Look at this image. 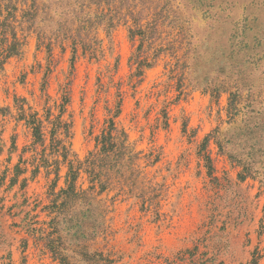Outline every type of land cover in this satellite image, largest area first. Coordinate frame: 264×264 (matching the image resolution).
Returning a JSON list of instances; mask_svg holds the SVG:
<instances>
[{
	"label": "rangeland",
	"instance_id": "rangeland-1",
	"mask_svg": "<svg viewBox=\"0 0 264 264\" xmlns=\"http://www.w3.org/2000/svg\"><path fill=\"white\" fill-rule=\"evenodd\" d=\"M69 2L52 0L53 12ZM12 3L23 45L0 63V264H62L46 241L54 230L51 192L66 187L69 166L61 163L56 185L54 165L33 171L44 153L57 156V128L69 158L82 163L78 185L90 187L86 160L112 117L133 157L97 194L103 215L95 220L103 227L96 237L74 246L73 223L62 222L72 262L264 264V0H148L137 10L145 9L144 28L160 17L153 45L147 40L140 49L129 14L111 29L100 24L91 33L100 40L97 55L79 45L75 61L73 41H56V22L47 25L41 12L31 26L24 9L32 0ZM8 5L3 0L0 24ZM2 37L0 30V51ZM235 55L256 102L248 113L245 88L241 112L230 120L223 89ZM31 113L44 122L45 144L34 143L23 117Z\"/></svg>",
	"mask_w": 264,
	"mask_h": 264
},
{
	"label": "trees",
	"instance_id": "trees-1",
	"mask_svg": "<svg viewBox=\"0 0 264 264\" xmlns=\"http://www.w3.org/2000/svg\"><path fill=\"white\" fill-rule=\"evenodd\" d=\"M148 0H70L68 3V8L64 9L63 5L59 6V12H53L52 0L46 5L45 3L41 4L40 0H32L29 8L24 9V13L27 17V22H30L33 25H36L38 22V17L41 12H43L44 17L42 20L47 21L49 25L54 22L57 23L56 30V41L59 40L62 35L63 39H71L73 41V51H74V60L77 58L78 46L83 45L85 52L90 51L93 55H97L96 44L100 42L96 35H91L95 32L94 30L100 24L108 22V29L116 26L122 19H126L130 14L133 19H135V26L131 30L132 37L141 35L142 44L140 49L143 48L145 41L149 40L150 44H154L155 37L159 33V28L162 25L160 17H154L153 22L149 23L146 28H144L141 18L144 8L137 10V7L140 3L145 5ZM153 1V0H151ZM13 0H9L8 11L11 15L4 17V20L0 24V30L2 33V50L0 51V63L5 62L9 57L13 55H18L21 53V47L23 43L17 37L15 31V16L14 11L18 10V7L12 3ZM27 3V2H25ZM118 3H120L121 8L118 9ZM97 5L98 9L96 13H91L87 8ZM115 6V8H113ZM127 6L129 13H124L123 9ZM3 0H0V14L2 13ZM108 7V8H106ZM124 7V8H123ZM62 8V9H61ZM115 13V14H113ZM123 13V14H122ZM16 15V14H15ZM14 17V19H12ZM40 37L43 32V28L40 27ZM13 32V40L9 39V33ZM247 38V36H245ZM47 47L51 52L53 50L52 43H48ZM142 53V52H141ZM141 55V54H140ZM236 60L234 61L235 66H233L231 75H227L226 82L230 83V86L224 87L223 91H228L230 93L229 97V106L228 111L230 114V120H234L237 115L240 114L241 108L239 104L244 101L243 93L245 88H247L246 96V106L248 113L254 111V102H256L254 96V90L252 84L247 86L246 82L250 78V75L242 68L237 60V55H235ZM145 60L140 61L141 64ZM233 81V83H232ZM224 81H222L223 84ZM216 92V97H220V88L214 90ZM219 91V92H218ZM215 95V94H214ZM66 101H69V98L66 97ZM25 113V109L23 110ZM120 112V109L115 113L117 116ZM27 124L32 128L34 143L45 144L46 134L44 122L38 118L37 113H31L29 115L25 114L23 117L27 118ZM109 126L103 133L98 136V146L99 150L92 152L87 158V171L92 177V185L88 188H83L78 185V180L80 177V168L82 163L76 166V163L73 159H70V151L67 146L64 144L63 139H58L56 137V129L51 130V140L52 146L57 145V156L50 158L51 156L42 155L43 164H38L33 171V175L37 174L40 171L42 166L49 168L54 165L56 179L53 185H56V182L59 178V171L61 168V163H68L69 171L66 175V187L61 189L59 192L52 190L51 194L54 196L52 198V213H55V216L52 218L51 227L54 229L53 232L57 234V237H52V233L49 234L46 246L49 248L51 253L56 259H59L62 264H76L72 262L70 255L65 251L69 249L64 244V238L60 233V227L63 224L62 222L67 223L72 222V228L74 232H70L71 236L75 239L76 243L74 246L79 244V240L82 238H92L96 237L102 230L103 223L96 222L95 218L101 219L103 215L100 211L99 205L96 204L97 194L104 191L109 183V180L112 178V173L114 171L120 172V170L125 166L126 160L125 156H130L132 159V154L130 147L126 144L127 138L124 132H119L114 120V117L110 118ZM246 124H249V120H246ZM68 128L67 124H64ZM61 127V124H59ZM240 132L244 131V128L239 129ZM68 133V132H67ZM125 135V136H124ZM63 157V160L59 159V156ZM209 163L211 162L210 156H206ZM242 178L246 176L240 173ZM26 181V180H25ZM54 189V188H53ZM99 189V192H98ZM100 202V201H99ZM81 215V216H80ZM69 217L70 220L66 218ZM67 228V227H66ZM65 228V229H66ZM80 237V238H79ZM44 239V238H40ZM77 249H74V252H77ZM98 254V253H95ZM102 258V254H100Z\"/></svg>",
	"mask_w": 264,
	"mask_h": 264
}]
</instances>
